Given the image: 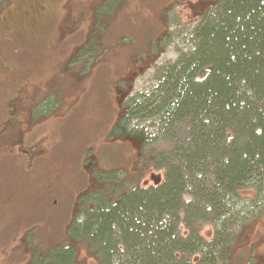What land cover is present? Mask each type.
Wrapping results in <instances>:
<instances>
[{"label": "trees", "instance_id": "obj_1", "mask_svg": "<svg viewBox=\"0 0 264 264\" xmlns=\"http://www.w3.org/2000/svg\"><path fill=\"white\" fill-rule=\"evenodd\" d=\"M211 1L188 49L152 94L129 98L111 132L133 138L135 119H155L156 130L137 135L177 141L155 164L162 183L135 185L118 199L105 187L78 196L79 206L94 204L69 233L100 264H229L242 231L264 211V0ZM202 222L215 228L209 237ZM67 243L35 252L29 264H75L77 248Z\"/></svg>", "mask_w": 264, "mask_h": 264}, {"label": "rangeland", "instance_id": "obj_2", "mask_svg": "<svg viewBox=\"0 0 264 264\" xmlns=\"http://www.w3.org/2000/svg\"><path fill=\"white\" fill-rule=\"evenodd\" d=\"M11 2L0 0V20L14 6ZM44 2L55 8L54 29L67 24L65 14H71V21L73 16L75 22L70 23L78 34L69 44L57 43V32L53 31L43 38L38 34L35 41L29 42L24 35L21 42L6 51L0 24V60H7L18 75L12 92L21 86L43 87L32 108L33 112L37 110L36 116L38 109L45 111L44 123H48L39 126L37 132L39 137H46L41 148L44 156L49 157L29 174L23 172L24 165H0V264H29L44 248L67 242L77 248L75 264H100L99 257L85 242L70 236L71 226L86 221L93 203L79 206L77 197L88 188L93 191L105 187L118 199L135 185L154 186L153 175L163 177L155 164L159 154L171 151L177 141L162 137L157 142L148 138L143 143L137 135L148 136L156 130L155 119H135L130 126L137 127L138 133L133 138L123 133L118 142V136H111L112 127L119 108L130 97L152 94L158 87L169 64L188 49L190 34L212 1ZM15 14L16 22L12 24L20 30L19 10ZM19 30L17 34L21 35ZM5 96L0 99V116L8 102ZM62 99L63 105L54 112L55 103ZM70 104L76 105L72 116L68 121H59V114H65ZM185 135L183 129L178 139ZM90 146L87 155H95L97 163L91 169L109 173L119 191L111 190L103 175L100 180L88 182L91 171L84 169L83 159ZM1 155L0 152V163ZM245 196L251 198L253 193L247 191ZM249 224L234 245L229 264H264V211ZM200 230L204 237H209L215 228L202 222Z\"/></svg>", "mask_w": 264, "mask_h": 264}, {"label": "flooded vegetation", "instance_id": "obj_3", "mask_svg": "<svg viewBox=\"0 0 264 264\" xmlns=\"http://www.w3.org/2000/svg\"><path fill=\"white\" fill-rule=\"evenodd\" d=\"M11 4L14 6H11L8 12L5 11L0 20L5 35L3 38L5 41L3 43L6 51L8 48L12 47L13 44L21 42L24 39V35L26 37L25 40L29 42V39H34L35 41V36L38 34L40 35L39 38H43L55 31L57 32V43H61V45L65 46L72 42L77 36L76 34H78L72 23H70L75 21L73 16L72 21L70 20L71 14L69 12L65 14L63 18L68 21L67 24L63 28L59 25L54 29L52 27L54 23L52 14H54L55 8L45 3L44 0H12ZM16 10H19L20 21L18 24L22 26L20 30L12 24L13 21L16 22L14 19ZM20 10L22 11L21 13ZM17 30H19L21 35L17 34ZM5 50H3V54H5ZM17 76V72L10 66L7 60H0V99L8 95L5 96L8 102L5 106L4 114L0 116V152L3 154L1 155L3 160L0 165L3 168L6 166L11 167L14 163L24 165L23 172L29 174V172H35L40 163L42 164L44 160H49V157L47 158L44 156V148H41V144L46 137H39L37 132L39 126L43 127L48 121L44 123L46 119L43 117L46 116L45 111L38 109L39 113L38 116H36L35 112L37 110L33 112L32 108V103L39 97L38 95L43 91V87L34 86V88H32L21 86L16 90L17 92H12L11 89H16L11 86L16 84L14 82ZM9 85L11 88H8ZM8 89H10V91ZM63 102L64 100L62 99L60 102L57 101L55 103L54 112L60 109ZM68 108L65 114H59V121H68L76 105L70 104ZM120 114L121 111L117 121L119 120ZM34 118H38V120ZM116 125L117 122L112 129H114ZM118 137L115 139L116 142L121 141V136ZM90 148L92 149V146L86 148V154L83 159V161L86 162L85 166L83 164L84 169L91 171L88 179L89 183L100 180V175H103L102 169H91L95 168L97 163L95 162V155L92 158L87 155L91 152ZM94 177L96 178L94 179ZM89 192H92L91 188H88L81 194Z\"/></svg>", "mask_w": 264, "mask_h": 264}, {"label": "water", "instance_id": "obj_4", "mask_svg": "<svg viewBox=\"0 0 264 264\" xmlns=\"http://www.w3.org/2000/svg\"><path fill=\"white\" fill-rule=\"evenodd\" d=\"M151 181L154 183L155 186H159L162 183V181H163V177L162 176L153 175L151 177Z\"/></svg>", "mask_w": 264, "mask_h": 264}]
</instances>
